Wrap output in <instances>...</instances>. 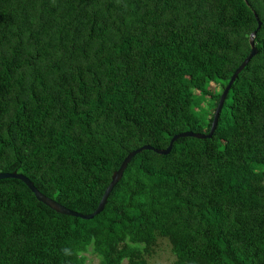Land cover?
Segmentation results:
<instances>
[{
    "label": "trees",
    "instance_id": "1",
    "mask_svg": "<svg viewBox=\"0 0 264 264\" xmlns=\"http://www.w3.org/2000/svg\"><path fill=\"white\" fill-rule=\"evenodd\" d=\"M259 22L261 25L259 26ZM0 264H264V0H0Z\"/></svg>",
    "mask_w": 264,
    "mask_h": 264
},
{
    "label": "water",
    "instance_id": "2",
    "mask_svg": "<svg viewBox=\"0 0 264 264\" xmlns=\"http://www.w3.org/2000/svg\"><path fill=\"white\" fill-rule=\"evenodd\" d=\"M261 25V22H259V26ZM257 33V30H255L251 36H250V44H251V52L248 55V57L242 62V64L235 70V72L233 73L229 83L227 84V86L225 87V89L222 92V95L220 97L218 106L215 110V114H214V118L212 121V126L210 128V131L208 133H196L194 131H185L182 133H179L177 135H175L169 146L165 149H158V148H154L151 145H144L141 146L133 151H131L123 160L121 166L113 173L112 175V179L111 182L109 183V185L107 186L102 199L98 205V207L96 208V210L92 213L89 214H85V213H81L75 210H72L71 208H68L67 206L61 204L60 202H58L57 200L47 196L46 194H44L42 191H40L34 184V182L27 177L26 175H24L23 173L18 172L17 170L13 171V172H0V179L3 178H16V179H20L22 180L31 190L32 192L35 194L36 198L43 202L44 204H46L47 206H49L50 208L54 209L55 211L62 213V214H68V215H72V216H76V217H81L84 219H91L93 218L95 215H97L98 213H100L101 211L104 210L108 197L110 195V193L112 192V190L114 189V187L116 186V184L119 182V180L122 178L123 173L125 171V169L127 168L129 162L132 160V158L139 152H141L142 150L145 149H152L154 151H156L157 153L160 154H168L173 146L174 141H176L178 138L181 137H188V136H192V137H197V138H210L213 136L217 124H218V119L220 116V112L223 108V104L225 102V99L228 95V92L231 88L232 83L234 82V80L236 79V77L238 76V74L242 71V69L246 66V64L252 59V57L258 52L256 46H255V35Z\"/></svg>",
    "mask_w": 264,
    "mask_h": 264
},
{
    "label": "rangeland",
    "instance_id": "3",
    "mask_svg": "<svg viewBox=\"0 0 264 264\" xmlns=\"http://www.w3.org/2000/svg\"><path fill=\"white\" fill-rule=\"evenodd\" d=\"M88 264H99V258L92 252L87 253ZM175 256L171 250L170 241L167 238L159 237L154 254L150 257V264H172ZM123 264H128L124 261Z\"/></svg>",
    "mask_w": 264,
    "mask_h": 264
}]
</instances>
